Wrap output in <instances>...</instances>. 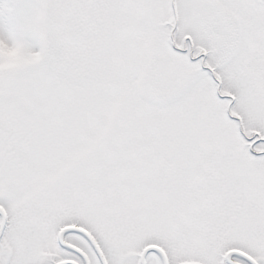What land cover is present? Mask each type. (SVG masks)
<instances>
[{
	"label": "snow or ice",
	"instance_id": "6c2138e0",
	"mask_svg": "<svg viewBox=\"0 0 264 264\" xmlns=\"http://www.w3.org/2000/svg\"><path fill=\"white\" fill-rule=\"evenodd\" d=\"M0 264H264V0H0Z\"/></svg>",
	"mask_w": 264,
	"mask_h": 264
}]
</instances>
